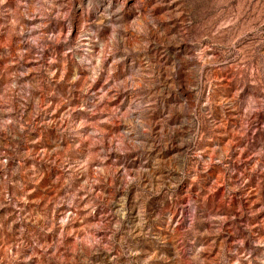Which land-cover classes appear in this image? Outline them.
<instances>
[{"label": "rangeland", "instance_id": "1", "mask_svg": "<svg viewBox=\"0 0 264 264\" xmlns=\"http://www.w3.org/2000/svg\"><path fill=\"white\" fill-rule=\"evenodd\" d=\"M38 2L40 0H7L9 11L0 10V160L4 155L11 154L7 150L11 148L12 141L4 128L6 124L11 128L10 122L16 116L15 105L19 99L14 94L16 91L27 93L31 98L32 102L25 107L30 123L37 108L47 105L50 124L84 119V115L78 112L81 89L87 88L98 96L102 94L103 110L119 109L127 117L126 123L114 121L104 129L106 135L123 146V133L127 132L129 139L135 138L136 120L141 118L138 112L126 107L132 100L129 93L133 88L129 85L138 82L139 72L130 73L132 79L126 83V78L118 73L122 64L131 63L134 54L146 46L147 41L142 37L151 28L149 20L159 16L162 21H168L167 15H162L167 0H71V10H62L65 12L63 20L53 19L51 14L45 18L33 16L30 20L20 15L23 9H18L17 5H36ZM50 2L61 4L68 3V0ZM93 57L100 59L101 69H108L107 76L101 71L94 81L87 67L89 60L95 65ZM217 79L225 85L231 83L230 76ZM249 97L245 112L250 111L257 120L264 121V110L258 107L264 96L249 93ZM86 98L92 100L91 96ZM240 115L243 117L244 113ZM216 116L213 110L209 118ZM35 119L38 122L39 116ZM239 122L233 114L225 127L231 128ZM160 123L165 125L163 136L175 134L176 129L167 127V121ZM216 131L217 134L210 135L202 130L198 149L204 158L203 167L212 173L214 183L204 185L203 191L195 183H190L178 191L177 196L184 215H188L187 208L199 192L203 204L192 209L191 219L195 220L202 214L205 221L202 228L209 231L223 222L217 243L227 246L235 238L234 234L229 235L233 225L264 221V211L254 217L247 214L250 204L255 210L264 203V173H249V169L258 170L264 165V160L257 161L251 154L258 142L264 141V135L257 125L248 132V136L252 137L249 151L234 153L232 139L220 134L224 129ZM50 135L54 138V130ZM35 136V132L31 133V137ZM51 146L54 145L41 136L35 145L25 148L21 144L19 147L33 155L40 153L43 156ZM92 147L89 163L86 164V168L96 169L93 174L96 183L91 191L85 182L88 177H73L61 186L64 179L61 172L51 169L47 161L39 157L33 162L31 158L17 159L13 155L6 168L0 167V264H110L109 258L122 249L109 244V237L119 241L122 236L126 237L124 249L131 248L137 253L132 258L135 264H154V260L149 259V246L138 242L140 237L133 240L127 236V232L133 229L135 232H146L154 223L147 215V205L134 211L136 219L129 228H121L113 234L108 230L110 225L106 223V218L111 216L115 222L113 213L127 217V198L122 204L113 206L119 196L117 194L112 197L113 203H108L109 190L103 187L101 178L108 175L112 167L126 171L124 181L129 189L147 184L153 190L149 202L155 205L156 198L166 192L169 182L160 158L141 162L139 158L130 156L121 168L115 153L99 155L94 141ZM221 151L225 156L222 163L216 165ZM92 157H98L100 162ZM32 170L41 174L38 183L29 180ZM116 175L119 176V171ZM50 176L57 178L58 183L52 185ZM238 177L245 179L242 187L238 186ZM5 189L8 200H5ZM98 194H103V201ZM105 203L107 207L103 206ZM160 203L165 208L171 207L165 199H161ZM181 210L172 209V222H177L178 217V224L185 222ZM254 255L255 252L249 259ZM128 261L125 252L116 264H128Z\"/></svg>", "mask_w": 264, "mask_h": 264}, {"label": "clouds", "instance_id": "2", "mask_svg": "<svg viewBox=\"0 0 264 264\" xmlns=\"http://www.w3.org/2000/svg\"><path fill=\"white\" fill-rule=\"evenodd\" d=\"M17 8L23 9L20 15L24 19L30 20L33 16L45 18L51 14L53 19L63 20L65 12L62 10H71V0L61 4L40 0L36 5H17ZM0 10L9 11L7 0H0ZM164 14L168 17L167 22L159 16L149 20L151 28L142 37L147 41L146 46L134 54L131 63L122 64L118 73L126 78V83L132 79L130 73L139 72L138 82L129 85L133 88L129 93L132 100L126 105L141 116L136 120L135 138L129 139L128 133L124 132L122 146L105 134L104 129L112 122L126 123L127 117L119 109L103 110V95L90 93L87 88L80 90L78 104V112L84 115V119L51 124L47 119V105L37 108L30 123L25 107L32 102L31 98L27 93L16 91L14 94L19 97L15 105L16 116L10 122L11 128L7 124L4 128L12 141L11 148L7 150L11 154L4 155L0 167L6 168L13 155L17 159L31 158L33 162L39 157L45 159L51 169L61 172L64 177L61 186L73 177H88L85 182L91 191L96 183L93 175L96 169L86 168V164L93 151V141L99 155L115 153L121 168L130 156L139 158L141 162H151L159 157L169 182L166 192L156 198L155 205L149 202L153 190L147 184L129 189L124 181L126 171L112 167L108 175L101 178L103 187L109 190L108 203H113L112 197L119 194L113 206L122 204L127 198L129 208L127 217L113 213L115 222L111 216L106 218V223L110 225L108 230L113 234L121 228L126 230L135 222L134 211L147 205V215L154 223L146 232H135L133 229L127 232V236L133 240L140 237L138 242L149 246V259L154 260V264H264V221L233 225L229 235L234 234L235 238L231 245L226 246L217 243L223 222L209 231L202 228L205 223L202 214L195 220L191 219L192 209L203 204L200 193L197 192L196 199L188 206V215H184L177 196V192L190 183H195L201 191L204 185L214 183L212 173L203 167L204 158L198 150L202 130L214 135L216 130L224 129L220 134L232 139L234 153L249 151L252 137L248 136V132L257 125L264 135V121L257 120L250 111L245 112L249 93L264 96V0H167ZM157 25L160 27L157 28ZM93 59L96 60L95 65L89 60L87 67L94 81L101 71L107 76L108 69H101L99 58ZM220 76H230L231 83L223 84L217 79ZM87 96H91L92 100ZM36 102L39 103L38 100ZM258 107L264 110V99L259 101ZM213 110L217 116L210 119ZM241 113H244L243 117ZM233 114L240 122L226 128ZM36 116H39L38 122ZM162 120L167 121V127L176 129L171 137L163 136L165 125L160 123ZM52 130L54 138L50 135ZM33 132L35 137H31ZM41 136L54 145L45 155H33L19 147L21 144L25 148L35 145ZM251 154L257 161L264 160V141L258 142ZM224 156L221 151L215 164L220 165ZM92 159L100 162L98 157ZM108 163L111 164V161ZM118 171L119 176L116 175ZM252 171L264 173V165L258 170L249 169V173ZM40 178L41 174L32 170L29 180L38 183ZM49 178L52 185L58 183L57 178ZM238 179V186L242 187L245 179ZM98 195L103 201V194ZM161 199H165L171 207H163ZM5 200H8L6 189ZM103 206L107 207V203ZM173 208L182 209L184 223L178 224L180 217L177 222L171 221ZM261 211H264V203L255 210L250 204L247 214L254 217ZM125 238L122 236L115 241L109 237V244L122 249L109 258L110 264H116L125 252L129 257L128 264H135L132 258L137 253L131 248L124 249ZM253 252L255 255L249 259Z\"/></svg>", "mask_w": 264, "mask_h": 264}]
</instances>
